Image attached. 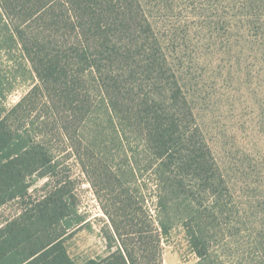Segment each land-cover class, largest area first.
Instances as JSON below:
<instances>
[{"label":"trees","instance_id":"trees-1","mask_svg":"<svg viewBox=\"0 0 264 264\" xmlns=\"http://www.w3.org/2000/svg\"><path fill=\"white\" fill-rule=\"evenodd\" d=\"M15 49L33 85L8 107L0 80V210L18 205L0 264H162L179 228L204 258L229 189L145 0H0V53ZM70 157L109 219L105 258L67 249L90 223L57 182Z\"/></svg>","mask_w":264,"mask_h":264},{"label":"rangeland","instance_id":"rangeland-1","mask_svg":"<svg viewBox=\"0 0 264 264\" xmlns=\"http://www.w3.org/2000/svg\"><path fill=\"white\" fill-rule=\"evenodd\" d=\"M145 2L229 189L226 209L207 234L206 256L179 228L163 240L162 264H264V0ZM0 80L14 90L4 93L8 107L32 87L18 49L0 53ZM47 182L35 178L34 189ZM57 182H71L90 222L68 240L70 256L78 263L107 257L110 222L75 157ZM17 209L9 204L0 218Z\"/></svg>","mask_w":264,"mask_h":264}]
</instances>
